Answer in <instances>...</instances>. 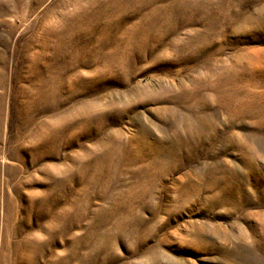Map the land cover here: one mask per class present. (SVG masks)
<instances>
[{"label":"rangeland","instance_id":"rangeland-1","mask_svg":"<svg viewBox=\"0 0 264 264\" xmlns=\"http://www.w3.org/2000/svg\"><path fill=\"white\" fill-rule=\"evenodd\" d=\"M0 264H264V0H0Z\"/></svg>","mask_w":264,"mask_h":264}]
</instances>
